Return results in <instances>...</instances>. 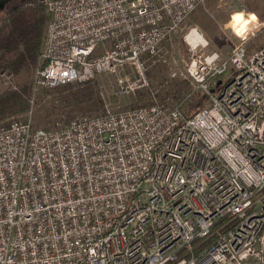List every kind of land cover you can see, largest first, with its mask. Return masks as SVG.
I'll return each mask as SVG.
<instances>
[{"label": "built area", "instance_id": "built-area-1", "mask_svg": "<svg viewBox=\"0 0 264 264\" xmlns=\"http://www.w3.org/2000/svg\"><path fill=\"white\" fill-rule=\"evenodd\" d=\"M41 1L50 22L36 84L132 67L116 79L130 93L150 87L146 68L205 0ZM256 26L239 30L229 59L192 58L188 75L209 97L192 116L156 100L119 112L105 103L53 129L1 125L0 264H264V46L248 47Z\"/></svg>", "mask_w": 264, "mask_h": 264}, {"label": "rangeland", "instance_id": "rangeland-1", "mask_svg": "<svg viewBox=\"0 0 264 264\" xmlns=\"http://www.w3.org/2000/svg\"><path fill=\"white\" fill-rule=\"evenodd\" d=\"M14 3L9 2L6 9ZM256 24V34L248 42L250 51L264 46V0H205L165 39L162 58L146 68L150 87L122 93L116 80L117 76H125L128 73L135 75L132 67H124L118 74L99 72L90 80L72 82L88 83L84 86L88 89L85 88L82 92L86 96L88 94L90 99L85 96L80 100L77 95H70L76 92L77 88L72 89L67 84L63 88L62 85H37L35 70L32 77L35 86L32 110L21 115L22 118L12 120L31 122L35 128L53 129L67 125L77 116L102 114L105 111V103L114 112L150 104L156 100L169 106L179 105L183 109H190L195 97L206 94L188 75L192 58L196 54L217 51L223 59H229L241 41L239 30L247 25H251L248 29L251 30ZM194 28L207 41V46L198 51L192 49L187 37ZM232 70L230 66V72ZM14 84L16 85L15 78L7 73H0V93L6 88L14 87ZM10 119L2 124H7Z\"/></svg>", "mask_w": 264, "mask_h": 264}, {"label": "trees", "instance_id": "trees-1", "mask_svg": "<svg viewBox=\"0 0 264 264\" xmlns=\"http://www.w3.org/2000/svg\"><path fill=\"white\" fill-rule=\"evenodd\" d=\"M13 6L0 11V73L11 74L16 85L0 93V126L2 122L20 119L32 110L35 70L46 65L42 58L50 14L41 0H13ZM11 3V2H10ZM86 82L69 83L77 88L70 95L80 100L86 96L83 90ZM65 85H62L63 88ZM79 88V90H78ZM81 91V92H80ZM88 100L90 96L87 94ZM209 103L207 94L194 98L190 109H183L186 116H192ZM8 122V123H9ZM51 129V128H50Z\"/></svg>", "mask_w": 264, "mask_h": 264}, {"label": "bare ground", "instance_id": "bare-ground-1", "mask_svg": "<svg viewBox=\"0 0 264 264\" xmlns=\"http://www.w3.org/2000/svg\"><path fill=\"white\" fill-rule=\"evenodd\" d=\"M188 39L193 43L206 41V38L198 30H193Z\"/></svg>", "mask_w": 264, "mask_h": 264}, {"label": "water", "instance_id": "water-1", "mask_svg": "<svg viewBox=\"0 0 264 264\" xmlns=\"http://www.w3.org/2000/svg\"><path fill=\"white\" fill-rule=\"evenodd\" d=\"M13 0H0V11L4 10L9 2ZM221 83V80L218 82V84ZM214 90V89H213Z\"/></svg>", "mask_w": 264, "mask_h": 264}, {"label": "snow or ice", "instance_id": "snow-or-ice-1", "mask_svg": "<svg viewBox=\"0 0 264 264\" xmlns=\"http://www.w3.org/2000/svg\"><path fill=\"white\" fill-rule=\"evenodd\" d=\"M237 19H239V18H237Z\"/></svg>", "mask_w": 264, "mask_h": 264}]
</instances>
